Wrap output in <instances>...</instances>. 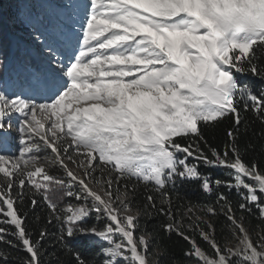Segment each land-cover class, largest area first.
<instances>
[{
  "label": "snow or ice",
  "instance_id": "6c2138e0",
  "mask_svg": "<svg viewBox=\"0 0 264 264\" xmlns=\"http://www.w3.org/2000/svg\"><path fill=\"white\" fill-rule=\"evenodd\" d=\"M81 30L69 63L53 54L47 70L30 74L25 87L31 94L0 90V213L10 218L3 223L14 226L10 235L19 242L14 246L26 251L25 264H39L40 245L14 207L28 194L26 188L33 207L39 194L61 223V240L81 236L101 242V264H153L151 234L140 225L139 214H132L129 196L137 184L150 186L167 203L157 208L149 192L145 209L168 218L163 231L187 241L185 256L192 264H264V228L254 239L244 226V213L253 208L264 225V171L241 156L237 107L239 98L245 111L264 121V90L257 94L237 77L264 80L258 62L264 58V0H89ZM14 114L18 145L7 131ZM229 116L234 127L224 152L205 153L199 146L200 141L207 145L202 127ZM188 137L194 142H179ZM11 147L15 154H9ZM189 157L227 170L228 178L213 181L198 164H189ZM177 179L200 181L208 194L215 185L242 197L239 216L223 192L217 194L219 207L203 209L225 218L234 246H221L212 220H193L191 209L187 225L177 220L166 192ZM93 214L97 224L87 226ZM7 235L0 227V241L12 245ZM44 236L42 231L41 240ZM75 261L86 264L79 253ZM0 264H7L2 251Z\"/></svg>",
  "mask_w": 264,
  "mask_h": 264
},
{
  "label": "trees",
  "instance_id": "16d2710c",
  "mask_svg": "<svg viewBox=\"0 0 264 264\" xmlns=\"http://www.w3.org/2000/svg\"><path fill=\"white\" fill-rule=\"evenodd\" d=\"M1 1V0H0ZM12 30L14 28L12 27ZM16 31V30H14ZM11 41L10 37H7L4 42L5 56H10L7 52V48ZM21 48L17 44V49ZM17 59L20 61H27V56H23L16 51ZM4 57V60L7 58ZM17 60V61H19ZM259 64L264 67V58L260 59ZM0 76L2 77V68L0 67ZM242 85L246 84L252 88L254 92L259 94L261 90H264V80L253 77L252 75H245L244 78L238 80ZM237 107L241 118V125L238 132V145L241 151L243 160L251 164L255 162L261 171H264V121L257 116L253 111H245L243 102L237 98ZM234 118L229 116L222 119L218 123L212 126H203L202 133L207 140V145L203 142H199V146L205 153L210 154V148H216L219 152L223 153L225 145L228 143L229 138L227 132L230 128L234 127ZM194 137H188L179 139L182 145H187L194 142ZM198 164V171L203 175H211L213 181L216 179L226 180L227 170L219 168L206 167L202 162H195ZM55 175H60L59 172H54ZM132 183H135L134 181ZM213 193H205L200 181L197 180H181L177 179L175 184H169L166 192L170 197L171 208L176 214L177 220L183 219L185 225L188 223V210L191 209L192 219L195 220L193 212H197L198 216H202L204 220H212L216 225V239L221 244H230L235 239L232 237L230 230L226 226L227 222L221 215L219 217H212L206 215L203 209L208 205H217V194L223 192L228 196L229 201L233 208L237 209L236 215H241L238 210V204L242 202V197L238 196L235 190H229L226 187L215 188L213 185ZM28 193L24 196L23 201L17 200L14 207L18 210L20 217L24 218V227L31 236L33 242L40 241L39 245V264H76L75 255L79 253L80 257L86 261V264H101L103 257L100 256V245L77 236L74 238L60 239L62 225L60 222L51 217L49 210L46 208L45 202L42 200L39 194L35 195V199L38 201L35 207H33L32 193L29 188L25 189ZM151 192L156 198V206L159 208L162 203L167 208V203L164 199L152 191L150 186L146 189L143 184L136 185L135 193H130L129 199L132 201V209L139 214V223L143 227L146 226V233H150L148 236L150 241V251L156 253L155 264H192V261L185 256V252L188 250L189 245L187 241L183 240L175 233L167 234L163 231L162 225L168 222V218L161 214H158L155 209H145L146 196ZM15 197L16 193L13 192ZM66 200L64 201V203ZM145 212L148 214L146 215ZM245 227L249 229L253 238L256 237L260 228H264L259 219L258 212L253 208L251 213H244ZM8 218L0 213V227H4L8 230L9 235L5 237L6 240H11L13 243L9 245L3 241H0V251L5 253L7 257V264H25L27 259V253L22 247L14 246L19 242L10 235L14 231V226L3 223ZM51 220V223H49ZM93 223H89L87 226H91ZM45 233V236L41 240L40 233ZM189 235H194L198 243L202 248H207L203 241L198 237V234L191 232ZM139 235V233H137Z\"/></svg>",
  "mask_w": 264,
  "mask_h": 264
},
{
  "label": "rangeland",
  "instance_id": "374dc122",
  "mask_svg": "<svg viewBox=\"0 0 264 264\" xmlns=\"http://www.w3.org/2000/svg\"><path fill=\"white\" fill-rule=\"evenodd\" d=\"M88 2L89 0H1L0 67L2 68V77L0 76V90L6 91L9 95L14 93L20 95L31 94L25 87V81L30 74L47 70L53 54L64 63H69V58L76 54L79 42L82 40L81 25L84 18V5ZM12 27L16 31L12 30ZM7 37L11 38L7 48V52L10 54L8 57L5 56L6 51L4 48ZM12 44L15 48L17 44L21 47L18 48L19 52L22 57L27 56V61H20L13 55L16 49L14 50ZM4 57L7 58L4 60ZM244 76L237 74L238 80L244 78ZM37 99L38 102H43L39 97ZM11 120L12 126L7 129L10 133L9 139L12 144L18 145V114L12 115ZM2 131L0 130V132ZM16 152V147H11L9 154H15ZM49 154V152L43 151L40 153L42 156ZM179 155L181 158L184 156V154ZM195 162L198 161L191 157L188 158L189 164H196ZM69 167L73 166L69 165ZM74 171L77 170L74 168ZM107 175V170H105V176ZM97 176H99V170ZM0 177H2V174H0ZM94 187L96 186L94 185ZM96 190H99V188L96 187ZM68 202L66 200L65 204ZM70 202L73 204L78 203L75 200ZM3 207L6 210V206ZM132 214L136 215L137 212L133 210ZM193 215L198 216V213L193 212ZM89 223L97 224L95 214L85 221L86 225H89ZM98 226H103V221H100ZM83 238L101 245V242L92 237ZM235 243L236 241L231 242L228 246H234ZM151 259L155 264L156 253Z\"/></svg>",
  "mask_w": 264,
  "mask_h": 264
}]
</instances>
